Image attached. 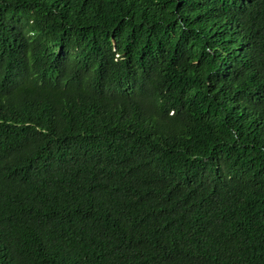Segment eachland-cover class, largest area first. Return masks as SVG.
Wrapping results in <instances>:
<instances>
[{
  "label": "trees",
  "instance_id": "16d2710c",
  "mask_svg": "<svg viewBox=\"0 0 264 264\" xmlns=\"http://www.w3.org/2000/svg\"><path fill=\"white\" fill-rule=\"evenodd\" d=\"M0 264H264V0H0Z\"/></svg>",
  "mask_w": 264,
  "mask_h": 264
}]
</instances>
